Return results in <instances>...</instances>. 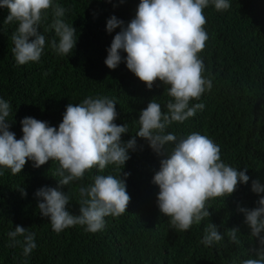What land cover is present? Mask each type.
<instances>
[{
	"label": "trees",
	"instance_id": "16d2710c",
	"mask_svg": "<svg viewBox=\"0 0 264 264\" xmlns=\"http://www.w3.org/2000/svg\"><path fill=\"white\" fill-rule=\"evenodd\" d=\"M59 3L68 10L66 21L77 30L75 49L61 57L46 47L39 63L23 66L16 65L12 53L11 34L16 25L4 24L9 11L0 8V97L12 105L10 131L21 138L20 121L27 116L58 127L69 103H79L88 96H107L117 101L115 123L129 128L122 140L131 139L140 127V111L154 98L166 110L163 106L170 99L159 80L148 90L125 63L115 70L104 63L107 49L120 31L107 33V19L115 15L127 24L134 18L139 0ZM204 15L209 39L200 56L213 87L198 101L205 105L203 111L183 124L174 123L167 131L178 137L192 132L206 135L221 147L225 163L241 170L248 168L249 184L239 185L227 198L211 200L209 219L187 232H176L156 206L159 189L152 178L161 157L137 137L142 150L130 153L124 169L108 166L98 172L93 168L82 182L61 188L71 197L69 210L78 214L81 183H91L95 175L130 173L126 184L131 199L126 212L106 217L105 228L97 233L76 226L57 234L40 214L34 194L43 186L57 187L59 165L50 160L37 169L29 161L20 174L5 170L0 176V264H21L25 259L19 245L8 246L6 233L16 225L36 233L38 247L27 258L28 264H238L247 258L249 229L237 205L256 207L259 197L251 191V181L259 179L264 184V0H231L229 10L217 12L209 6ZM46 35L50 40L54 32ZM21 189L27 192L26 197ZM208 222L221 233L238 227L241 243L229 244L225 237L223 245L204 247L199 241Z\"/></svg>",
	"mask_w": 264,
	"mask_h": 264
},
{
	"label": "clouds",
	"instance_id": "9594fccd",
	"mask_svg": "<svg viewBox=\"0 0 264 264\" xmlns=\"http://www.w3.org/2000/svg\"><path fill=\"white\" fill-rule=\"evenodd\" d=\"M209 6L225 12L230 9L231 0H139L135 16L127 24L115 15L107 19V33L120 31L107 49L105 65L115 70L125 63L148 90L159 80L170 97L163 106L166 110L154 98L140 111V127L127 141L122 140L129 133L127 124L115 123L118 113L114 98L88 96L79 103H69L58 127L24 117L20 121L23 135L17 139L10 131L12 105L0 97V176L5 170L20 174L29 161L37 169L50 160L59 165L57 187L43 186L34 194L39 212L49 220L53 232L59 234L80 226L86 232L97 233L105 228L106 217H119L126 212L131 199L126 184L130 173L119 177L95 175L91 183H81L78 214L69 210L71 197L61 188L82 182L93 168L98 172L108 166L124 169L130 153L142 150L137 137L147 141L161 157L160 168L152 178L159 189L156 206L176 232H187L209 219L211 200L227 198L239 185L249 184L248 168L241 170L225 163L221 147L206 135L192 132L178 137L167 131L174 123L183 124L203 111L205 105L198 101L213 87L200 56L209 39L204 15ZM0 8L9 11L4 24L16 25L11 41L17 66L39 63L46 47L61 57L69 56L75 49L77 30L66 21L68 10L59 0H0ZM49 31L54 32L50 40L46 35ZM251 191L259 197L256 207L237 205L249 229L250 244L247 258L238 264H264V184L259 179L252 180ZM21 192L27 196L26 191ZM6 235L9 247L22 248L25 259L21 264H28L27 258L38 247L36 233L16 225ZM240 236L238 227L221 233L208 222L199 243L217 247L227 237L229 244L239 245Z\"/></svg>",
	"mask_w": 264,
	"mask_h": 264
}]
</instances>
